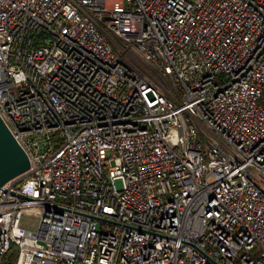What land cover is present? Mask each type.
Listing matches in <instances>:
<instances>
[{
    "label": "built area",
    "instance_id": "built-area-1",
    "mask_svg": "<svg viewBox=\"0 0 264 264\" xmlns=\"http://www.w3.org/2000/svg\"><path fill=\"white\" fill-rule=\"evenodd\" d=\"M263 88L264 0H0V264H264Z\"/></svg>",
    "mask_w": 264,
    "mask_h": 264
},
{
    "label": "water",
    "instance_id": "water-1",
    "mask_svg": "<svg viewBox=\"0 0 264 264\" xmlns=\"http://www.w3.org/2000/svg\"><path fill=\"white\" fill-rule=\"evenodd\" d=\"M28 167L25 152L13 139L0 118V186Z\"/></svg>",
    "mask_w": 264,
    "mask_h": 264
},
{
    "label": "rangeland",
    "instance_id": "rangeland-1",
    "mask_svg": "<svg viewBox=\"0 0 264 264\" xmlns=\"http://www.w3.org/2000/svg\"><path fill=\"white\" fill-rule=\"evenodd\" d=\"M258 104H260L261 106L264 107V88H263L262 93L258 99ZM103 171L105 172V168ZM114 185L116 186V188H119L121 186L120 180L114 179ZM36 220L37 219L33 216L22 215L18 225L21 228L33 230L35 228V225H36Z\"/></svg>",
    "mask_w": 264,
    "mask_h": 264
},
{
    "label": "trees",
    "instance_id": "trees-1",
    "mask_svg": "<svg viewBox=\"0 0 264 264\" xmlns=\"http://www.w3.org/2000/svg\"><path fill=\"white\" fill-rule=\"evenodd\" d=\"M13 249H14V247L11 246L9 252L3 257L5 262H9L10 261V257H11V254L13 252Z\"/></svg>",
    "mask_w": 264,
    "mask_h": 264
}]
</instances>
